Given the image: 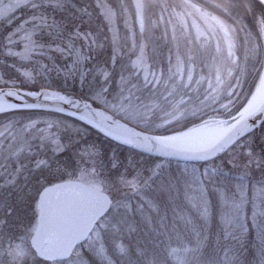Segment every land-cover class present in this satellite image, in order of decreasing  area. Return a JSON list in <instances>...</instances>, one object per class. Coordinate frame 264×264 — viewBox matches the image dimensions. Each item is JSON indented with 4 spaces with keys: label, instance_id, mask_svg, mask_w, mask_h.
Masks as SVG:
<instances>
[{
    "label": "snow or ice",
    "instance_id": "1",
    "mask_svg": "<svg viewBox=\"0 0 264 264\" xmlns=\"http://www.w3.org/2000/svg\"><path fill=\"white\" fill-rule=\"evenodd\" d=\"M3 235L22 264H264V0H0Z\"/></svg>",
    "mask_w": 264,
    "mask_h": 264
},
{
    "label": "rangeland",
    "instance_id": "2",
    "mask_svg": "<svg viewBox=\"0 0 264 264\" xmlns=\"http://www.w3.org/2000/svg\"><path fill=\"white\" fill-rule=\"evenodd\" d=\"M8 2H9V0H4V3H8ZM49 11H51V10H49ZM23 14H24L23 12H17L16 13L17 16H22ZM59 18H61V17H59ZM249 23H251V21H249ZM79 43L83 44L84 41L81 40V41H79ZM56 59H57L58 64L64 62L59 57H57ZM9 72H10V70H9ZM52 75H53V77H55V73H53ZM53 84L58 86V87H62L63 89L70 90L71 92L76 93L78 95L81 94L79 92V89L77 88V85L75 82L63 84L59 80H53ZM87 137H88V140H92V141H95V142L101 144L103 146V148L105 149L106 153L109 151L115 150L120 155L122 160L129 155H131L135 161H138L140 159L138 154L131 153L130 151H126L124 149L118 148L115 145H111L108 142L100 139L99 137H96L90 131L88 132ZM257 141L259 142V135L257 136ZM56 163H57L56 161H53V168L54 169L56 167ZM59 163L62 165H66L67 167L61 168L60 171L54 172L51 175H53L56 178H58L60 175H65L66 179H72V180H78L79 179V168L83 167L82 164H80L78 162L75 165L70 164L66 157H60ZM176 169H177V164L174 162L172 165L173 172H175ZM36 180H37V177H30L29 178L28 184H29V187L33 191H35V189L38 187ZM27 192H28V189L25 188V189H22L20 192H14L11 194V200L13 203L16 204V212L12 218L11 225H10L13 232H17V231L26 232L25 225L28 223V220L31 216V211H30V208L28 207V202L26 199ZM182 193H183V190L181 189V194L179 195V198L176 201V204L179 207L187 208L188 206H187L186 202L184 201ZM150 195H154L159 203L160 202L165 203L166 200L168 199L167 193L151 192ZM164 199H166V200H164ZM248 214L251 215L250 207L248 210ZM217 221H218V217H217ZM213 227L215 229V224L213 225ZM255 242H256L255 233L252 232L248 235L245 243L248 246V248L251 249L253 243H255ZM16 243H20L23 246L27 247V244H28L27 236L22 235L19 237L18 240L12 239L7 235L0 236V264H22L23 258H15L14 259L11 255H9L10 247H14ZM174 243H178V242H174ZM253 256H254V253H252L250 251L248 254V258L253 259Z\"/></svg>",
    "mask_w": 264,
    "mask_h": 264
},
{
    "label": "flooded vegetation",
    "instance_id": "3",
    "mask_svg": "<svg viewBox=\"0 0 264 264\" xmlns=\"http://www.w3.org/2000/svg\"><path fill=\"white\" fill-rule=\"evenodd\" d=\"M73 2L79 5L80 2H81V0H73ZM91 2L94 3L95 0H91ZM72 11H73V10H72L71 8H68V9L66 10V12H72ZM65 15H66V13H65ZM58 18H59V17H58ZM61 18H62V17H61ZM97 23H98V22H97ZM70 27H71V21H70ZM81 30H82V33H83V32H86V31H89V25H87V24L82 25V26H81ZM91 31H92V32H95V31H96V26H95V25L92 26ZM101 39H103V37H101ZM154 43H156V44H160V43H162V42L159 41L158 39H154ZM130 46H131V45L129 44V47H130ZM150 47H151V44H150ZM165 51H166V49H165ZM110 52H111L110 48L106 47V48L100 53V56H99L98 58H100V59H107L108 56L110 55Z\"/></svg>",
    "mask_w": 264,
    "mask_h": 264
},
{
    "label": "trees",
    "instance_id": "4",
    "mask_svg": "<svg viewBox=\"0 0 264 264\" xmlns=\"http://www.w3.org/2000/svg\"><path fill=\"white\" fill-rule=\"evenodd\" d=\"M63 90L66 91V92H69V93H72V94L78 95V94H76V93L71 92L70 90H66V89H63ZM89 131H90L92 134H94L96 137H99L100 139L104 140V139H103L102 137H100L97 133L92 132L91 130H89ZM104 141H106V140H104ZM106 142H108V143L111 144V145H114V144H112V143L109 142V141H106ZM115 146L118 147V148H120V147L117 146V145H115ZM121 149H123V148H121ZM124 150L128 151L127 149H124ZM164 200H166V199H164ZM160 204H161L162 207H163L164 205H168V199L166 200L165 203L160 202ZM169 207H171V206H169Z\"/></svg>",
    "mask_w": 264,
    "mask_h": 264
},
{
    "label": "water",
    "instance_id": "5",
    "mask_svg": "<svg viewBox=\"0 0 264 264\" xmlns=\"http://www.w3.org/2000/svg\"><path fill=\"white\" fill-rule=\"evenodd\" d=\"M59 195H62V194H60V193H57V192H54V193H52V194H51V200H52L53 202H55V201H56V198H57V196H59Z\"/></svg>",
    "mask_w": 264,
    "mask_h": 264
}]
</instances>
